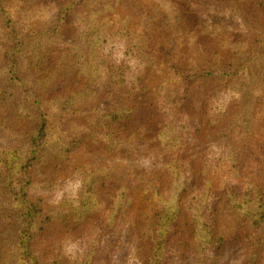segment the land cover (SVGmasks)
<instances>
[{"label": "trees", "instance_id": "trees-1", "mask_svg": "<svg viewBox=\"0 0 264 264\" xmlns=\"http://www.w3.org/2000/svg\"><path fill=\"white\" fill-rule=\"evenodd\" d=\"M262 8L0 0V264H258L264 183L242 166L263 115ZM154 26L201 45L205 67L173 62L161 77L147 49ZM235 26L253 43L230 41ZM99 94L106 105L80 107ZM103 152L124 170L101 162ZM45 192L59 193L52 212ZM223 214L234 217L227 235Z\"/></svg>", "mask_w": 264, "mask_h": 264}, {"label": "rangeland", "instance_id": "rangeland-1", "mask_svg": "<svg viewBox=\"0 0 264 264\" xmlns=\"http://www.w3.org/2000/svg\"><path fill=\"white\" fill-rule=\"evenodd\" d=\"M261 18L264 22V8L261 9ZM148 36V43L147 49L151 50L153 53V57L156 60H159L162 64V74L161 77L164 75L165 68L167 64L170 63H177L181 67L185 68H198V67H205L206 60L209 59L208 54L202 49L201 45H198L194 42V40H190L187 38L184 32L182 34L176 32L175 27H150L145 30ZM86 37V35H85ZM93 35H88V39ZM254 33L251 31H247L242 27L235 26L231 28L229 31V39L230 41H243L247 45L253 43ZM2 46L0 45V62H2ZM51 56V53H49ZM106 79H109V75L106 76ZM98 83L101 85L103 83L102 78H98ZM8 84V83H5ZM4 84V85H5ZM196 84H201L202 87H206L205 82L201 80L195 81L193 86ZM120 99V96H118ZM106 96L105 94H99L94 97H88L83 104L80 105L82 108H89L91 106H104L106 105ZM257 104V110H262L263 115L260 119V124L258 129H255L247 138L249 141L248 148L249 152L244 157L242 170L245 172L247 176L250 178L264 183V98H260ZM92 113H86V117L84 120H79L76 117H73L74 123L73 126H81L83 123L87 122L88 117H90ZM134 119L130 117L128 122H132ZM65 123V122H64ZM56 134H53L55 136ZM247 148V149H248ZM75 152H72L74 154ZM76 154V153H75ZM78 156H84L83 153L78 152ZM85 156L89 157L87 154ZM100 161L103 162L106 166H109L116 171L124 170L125 168V161L118 155H111L107 152H103L100 157ZM127 177H130L132 173H126ZM36 192L33 193L30 198L32 200H36ZM59 193L57 192H45L42 194L43 197V209L44 211L52 212L58 206L57 200ZM234 217L230 216L229 214H223L220 217L219 222V231L227 235L229 232L234 231ZM239 247V246H238ZM238 247L235 246L231 253L228 256L232 259L238 258ZM258 264H264V248L260 254V258Z\"/></svg>", "mask_w": 264, "mask_h": 264}]
</instances>
